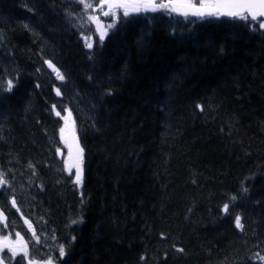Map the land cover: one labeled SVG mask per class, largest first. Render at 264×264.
Wrapping results in <instances>:
<instances>
[{
  "label": "trees",
  "instance_id": "1",
  "mask_svg": "<svg viewBox=\"0 0 264 264\" xmlns=\"http://www.w3.org/2000/svg\"><path fill=\"white\" fill-rule=\"evenodd\" d=\"M89 14L79 0H0V78L15 89L0 91V166L38 172L61 264H264L260 21L158 10L99 41ZM68 110L79 185L57 154Z\"/></svg>",
  "mask_w": 264,
  "mask_h": 264
},
{
  "label": "snow or ice",
  "instance_id": "2",
  "mask_svg": "<svg viewBox=\"0 0 264 264\" xmlns=\"http://www.w3.org/2000/svg\"><path fill=\"white\" fill-rule=\"evenodd\" d=\"M80 3L83 4L84 10L88 9L96 10L93 4L85 3V0H79ZM107 7L105 11L104 8ZM101 14L103 16H113L117 17V13L119 10H123V15L125 17L130 15V12H139L142 9L144 11H173L178 12L185 17L188 15L197 16L200 18H204L206 16H227L233 19L240 20H251L252 22H256L259 18L264 17V0H201V2L197 5L196 3H192L191 0H177V2H173V0H161L160 3H156L155 0H100L98 5ZM88 20L95 22L97 24V31L99 32V41H103L106 35L107 29L102 28L99 23V17L97 16H88ZM114 25L109 24L107 27L111 28ZM27 27V25H25ZM259 27L264 29V21L259 22ZM86 46L91 48L93 45L86 38ZM49 67H52L54 71H56L57 78L63 80V75L54 68L53 65L49 64ZM12 80L7 81V91H11L13 88ZM4 89L0 88V91ZM59 89H57V95H59ZM55 108V106H53ZM56 115L61 117V112L57 111ZM65 120V124L67 126L68 122L72 118V113L70 110L67 111V115L61 117ZM74 127V122H73ZM64 132L65 128L60 129L61 139L64 140ZM65 144L67 145V141L65 140ZM68 147H71L68 145ZM59 152L60 150L57 149ZM83 148H81L77 142L76 144V163L68 166L69 174H72V169L75 168V183L77 185L82 183V163H83ZM29 167H32L30 164ZM4 174L0 173V184H5L7 181L3 179ZM235 199V197H233ZM13 207L16 206L15 199L12 200ZM19 211V209H17ZM225 213L229 211V205H224ZM0 217H3V214L0 213ZM3 221H6V217L3 218ZM0 221V222H3ZM72 223H77V221H72ZM25 224L28 225V228L32 230V225L29 221L25 220ZM235 226L241 230H243V224L241 223V217H235ZM4 227L7 228V223H4ZM32 234L36 237V243H39V237L36 236L34 230H32ZM16 239H11L10 236H4L2 240H0V252H3L4 249H7L8 252L11 253L7 259L11 262L15 260V258L19 255L21 259L17 262V264H24V261L27 260L28 264H37L35 260V256L30 254L29 246L24 238L21 236L19 232L15 233ZM74 239V238H73ZM177 251L183 252V249H177ZM65 256V247L61 245L59 247V257L63 258ZM144 259V257H141ZM261 261H264V256H259ZM4 257L0 256V264H3ZM46 264H53V259L48 258Z\"/></svg>",
  "mask_w": 264,
  "mask_h": 264
},
{
  "label": "rangeland",
  "instance_id": "3",
  "mask_svg": "<svg viewBox=\"0 0 264 264\" xmlns=\"http://www.w3.org/2000/svg\"><path fill=\"white\" fill-rule=\"evenodd\" d=\"M158 1L159 0H155L156 3ZM173 1H177V0H173ZM85 2L86 3H91V4L94 5L96 10L95 11H93V9H91V10L94 12V14L97 15V17H99V23L102 26V28L107 29L106 34L109 33L115 27V22H116L117 17L103 16L101 14V11H100L99 7H98L100 0H85ZM104 10L105 11L107 10L106 6H105ZM141 11H144V10L142 9ZM141 11H139V12H141ZM139 12H130V15H134V14H137ZM117 16L118 17L124 16L123 15V10H119L118 13H117ZM109 24H112L114 26L111 27V28H108L107 26ZM93 26L95 28H97V24L95 22H94ZM76 29L78 31H81L78 27H76ZM82 37H84V36H82ZM5 55H8V54H5ZM5 55H0V60H3V57ZM0 86H2L4 88H7V83H5L3 85H0ZM62 128H65L64 140L67 141L66 148L68 147V145H70L72 147L76 143V140L78 139V136L75 134V131H74V129H73L71 124H67V126H66V124H64V126ZM64 143H65V141H64ZM62 151H64V149ZM63 153H65V151ZM65 157H66V162H67V160L69 159V156L67 154H65ZM20 165H22V167L21 168H16V169H19V170H24L25 169L27 171H28V169H30V170L31 169H35L33 167L30 168L28 164H20ZM6 167L7 168L0 166V173L4 174L3 179L5 181H7V183L0 184V186H4L6 188L5 190H8V188L11 189V191L8 192L5 195V200H7L6 202L11 206L12 205V201H9V200H11L13 198V196L15 197L16 195L19 194V195H21V203H22L23 207H25L26 201H27L29 203V206L33 210L39 211L40 207L38 206V204H36L38 199H37L36 194L33 191V183H35L36 186H38V185L40 186L41 185L39 181L37 183V181H35L33 179V178L36 177V175H31L32 178H30V179L26 175L25 176L26 180L23 181L22 179H20L21 177L16 175V171H14V170L12 171V170L8 169L7 165H6ZM31 171H32V173H34L36 170H31ZM44 171L46 173H48L49 172V167L48 166L44 167ZM52 173H54V171H52ZM52 177L56 178V180L57 179L59 180V178H60L56 174L54 176L52 175ZM21 203H18V205L20 206ZM19 206H18V208H20ZM26 207H28V206H26ZM4 209H5V207H4ZM5 216H7V215H3V217H5ZM33 216L37 220L41 221L42 224L44 222H46L45 218L42 217L40 214H34ZM3 217H0V218L3 219ZM3 237L4 236L0 235V239H3Z\"/></svg>",
  "mask_w": 264,
  "mask_h": 264
},
{
  "label": "bare ground",
  "instance_id": "4",
  "mask_svg": "<svg viewBox=\"0 0 264 264\" xmlns=\"http://www.w3.org/2000/svg\"><path fill=\"white\" fill-rule=\"evenodd\" d=\"M38 1V0H37ZM57 1V0H56ZM40 3V2H39ZM42 3V2H41ZM46 3V2H45ZM48 3V2H47ZM52 5V4H51ZM59 6H60V4H58ZM32 6V5H31ZM54 7V6H53ZM58 7V6H57ZM54 9V8H53ZM49 10V9H48ZM47 10V11H48ZM57 12H59V11H57ZM52 13H53V11H52ZM61 14V13H60ZM62 17V16H61ZM52 18V17H51ZM56 20H57V17H56ZM58 21V20H57ZM54 22H55V20H54ZM60 23V22H59ZM80 26V25H79ZM177 27H180L179 25L177 26ZM18 40H21V37H19V38H17ZM3 61H5V58L3 57ZM38 62L42 65V64H45L46 63V61H45V58H43V57H41V56H38ZM4 66V64H3V62L0 60V76L1 77H3V75H7V74H9V72L7 71V69L6 68H4L3 67ZM4 78V77H3ZM7 81L8 80H6V79H1L0 78V85H3V84H5V83H7ZM2 89H4V90H6L4 87H2V86H0ZM12 91H15V89H13ZM22 167V165H20V168ZM44 172V171H43ZM42 172V173H43ZM37 174H38V172H37ZM36 174V175H37ZM23 177V179H25L26 180V177L25 176H22ZM259 179V178H258ZM61 180V179H60ZM62 181V180H61ZM256 181V180H255ZM260 182V181H259ZM262 183V182H261ZM260 184V183H259ZM27 204L29 205V203L27 202Z\"/></svg>",
  "mask_w": 264,
  "mask_h": 264
},
{
  "label": "water",
  "instance_id": "5",
  "mask_svg": "<svg viewBox=\"0 0 264 264\" xmlns=\"http://www.w3.org/2000/svg\"><path fill=\"white\" fill-rule=\"evenodd\" d=\"M176 13H177L178 15H180V16H184V15L178 13V12H176ZM188 16H192V15H188ZM221 17H227V16H221ZM227 18H230V17H227ZM259 20H264V17L259 18ZM73 159H74V162L76 163V160H77V156H76V148H75V150H74Z\"/></svg>",
  "mask_w": 264,
  "mask_h": 264
},
{
  "label": "flooded vegetation",
  "instance_id": "6",
  "mask_svg": "<svg viewBox=\"0 0 264 264\" xmlns=\"http://www.w3.org/2000/svg\"><path fill=\"white\" fill-rule=\"evenodd\" d=\"M4 255H5V257H8V256L11 255V253L8 252V251H5ZM16 258L19 259V260L21 259V257L19 255ZM3 264H6V263H3Z\"/></svg>",
  "mask_w": 264,
  "mask_h": 264
}]
</instances>
